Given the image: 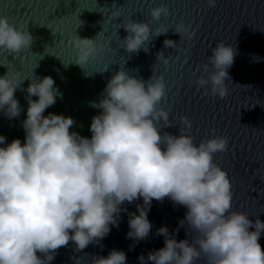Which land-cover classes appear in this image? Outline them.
<instances>
[{"label": "clouds", "instance_id": "9594fccd", "mask_svg": "<svg viewBox=\"0 0 264 264\" xmlns=\"http://www.w3.org/2000/svg\"><path fill=\"white\" fill-rule=\"evenodd\" d=\"M208 3L215 6V0ZM149 14L152 21H160L169 9L161 4ZM123 28L127 35L122 48L127 53L147 52L145 45L169 31L132 19ZM174 32L180 38L192 35L183 24ZM33 43L27 27L13 26L0 16V49L19 54ZM175 44L163 41L165 48ZM74 46L79 66L98 51L95 39L77 35ZM236 55L233 45L217 43L195 83L213 96L226 97L228 70ZM157 59L168 62L162 52L156 53ZM35 77L23 89V143L19 138L6 142L0 135V264H51L69 242L76 251L99 244L111 227H118L120 213L127 211L123 206L136 201L142 203L127 213L126 238L146 240L153 227L148 219L152 202L166 198L184 207V216L171 232L167 226L156 229L163 247L138 256L139 264H196L201 258L206 264H264L259 243L264 221L231 210L232 184L213 159L227 150V138L212 136L194 143L186 117L181 118L185 128L178 134L162 131L174 126L169 111L158 107L166 96L162 76L144 80L119 67L101 98L90 103L99 110L91 117L90 138L70 130L72 117L45 115L61 94L52 77ZM22 82L8 72L0 76V113L9 120L21 115L15 93ZM185 226L196 234L194 239H189ZM181 228L187 238L177 240ZM92 257V264H127L123 250Z\"/></svg>", "mask_w": 264, "mask_h": 264}, {"label": "water", "instance_id": "95a60500", "mask_svg": "<svg viewBox=\"0 0 264 264\" xmlns=\"http://www.w3.org/2000/svg\"><path fill=\"white\" fill-rule=\"evenodd\" d=\"M161 4L167 6L169 15L152 21L149 10ZM0 16L13 26L27 27L34 37L30 49L19 54L0 49V76L8 72L23 80L15 93L21 115L9 120L0 113V135L6 142L19 138L23 143L21 121L27 108L23 89L35 76L52 77L61 94L45 115L72 117L75 124L70 130L89 138L91 117L99 111L90 103L101 98L107 80L119 67L144 80L162 76L166 96L158 107L169 111L174 125L162 131L178 134V129L185 128L181 118L186 117L194 143L212 136L226 137L227 150L216 153L213 159L232 184L231 210L264 221V0H215L213 7L208 0H0ZM129 19L150 22L151 28L163 25L169 31L145 45L147 52L127 53L122 40ZM180 24L192 34L190 38H180L174 32ZM76 35L95 39L98 50L80 66L75 64ZM165 39L175 41V47L165 48ZM219 42L237 50L228 70L232 82L226 81L228 95L224 98L195 83ZM157 52L163 53L166 64L156 61ZM139 203L142 201L123 206L127 211L120 213L118 227H111L99 244L76 251L69 242L57 251L51 264H92V256H106L112 249L123 250L127 264H139L138 256L163 247V237L155 235L156 229L167 226L171 232L186 211L167 198L153 200L148 212L152 231L146 240L136 242L126 238L127 213L135 212ZM185 228L189 239H194L196 234ZM176 238H187L183 228ZM259 243L264 249V233ZM196 264H206V260L201 258Z\"/></svg>", "mask_w": 264, "mask_h": 264}]
</instances>
